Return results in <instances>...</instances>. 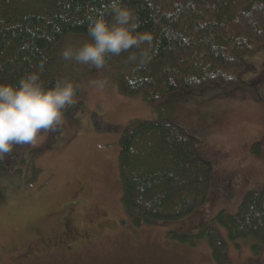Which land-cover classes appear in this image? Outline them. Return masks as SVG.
I'll use <instances>...</instances> for the list:
<instances>
[{"label": "trees", "instance_id": "obj_1", "mask_svg": "<svg viewBox=\"0 0 264 264\" xmlns=\"http://www.w3.org/2000/svg\"><path fill=\"white\" fill-rule=\"evenodd\" d=\"M123 3L134 13V22L139 25L135 31L148 33L151 40L107 57L105 65L114 61L119 92L140 97L160 113L171 102L178 103L176 113L180 104H200L198 97L205 91L219 90L213 87L226 88L217 94L221 97L230 95L228 88L254 95V81L238 74L252 68L247 57L260 55L261 74L256 63L250 64L258 73L255 77L263 80L264 0ZM107 4L108 0H0V83H17L31 71L40 72L43 65L41 80L51 86L72 67L82 65L64 61L59 52L71 38H87L88 25L97 15L103 14L110 21ZM86 66L88 74L95 71ZM80 104L67 106L64 119L77 115ZM179 117L184 119L183 114ZM119 143L121 207L130 221L124 234L137 238L142 227L176 223L202 211L199 208L209 199L211 169L197 154L195 138L180 123L132 120ZM257 145L254 151L260 154ZM181 223L184 221L176 228H167L166 235L189 246L205 240L217 264L228 263L222 229L233 242L249 239L252 251L258 253L264 245V185L257 192L247 191L233 214L221 210L215 218L199 219L185 233ZM67 228L60 243H70L84 231L71 229L70 223ZM42 249V260L46 261L49 251L41 244Z\"/></svg>", "mask_w": 264, "mask_h": 264}, {"label": "rangeland", "instance_id": "obj_2", "mask_svg": "<svg viewBox=\"0 0 264 264\" xmlns=\"http://www.w3.org/2000/svg\"><path fill=\"white\" fill-rule=\"evenodd\" d=\"M81 38H71L65 46L78 47L88 40ZM253 56L245 59L252 68L238 75L254 81V95L228 88L230 95L221 97L217 94L226 88L213 87L219 90L205 91L198 97L200 104H180L178 113L177 102L160 113L140 97L119 92L114 61L91 74L86 65H78L60 76L76 86L75 102H82L77 115L64 119L59 131L41 133L35 145L14 146L0 159V182L5 180L0 186V264L13 258L15 264H46L35 259V250H41L45 240L55 248L50 234L67 233L69 223L71 229L93 236L91 242L76 241L74 251L66 253L75 263L217 264L205 240L189 246L172 241L166 231L184 221L181 227L189 232L199 219L215 218L221 210L233 214L247 191L257 192L264 185V75L261 81L255 77L250 63H256L260 74L263 68L261 56ZM91 79L106 84L92 88ZM137 119L180 123L195 138L199 157L210 165L212 183L209 199L199 208L203 212L176 223L142 227L136 238L124 234L130 221L121 207L117 158L123 129ZM256 144L260 154H255ZM40 232L45 240L37 238ZM221 233L227 264H264V245L254 253L249 239L233 242L223 229ZM86 246L90 249L83 254ZM65 260L58 254L48 261Z\"/></svg>", "mask_w": 264, "mask_h": 264}, {"label": "clouds", "instance_id": "obj_3", "mask_svg": "<svg viewBox=\"0 0 264 264\" xmlns=\"http://www.w3.org/2000/svg\"><path fill=\"white\" fill-rule=\"evenodd\" d=\"M111 20L97 15L88 25L89 39L78 47L65 46L64 61L88 65L97 70L105 67L110 55H120L151 40L146 32H137L134 13L123 0H108ZM40 72L31 71L17 83H0V159L14 146L35 145L41 133L56 131L63 123L64 110L75 103L76 86L57 79L45 86ZM89 87L103 89L106 81L89 80Z\"/></svg>", "mask_w": 264, "mask_h": 264}, {"label": "flooded vegetation", "instance_id": "obj_4", "mask_svg": "<svg viewBox=\"0 0 264 264\" xmlns=\"http://www.w3.org/2000/svg\"><path fill=\"white\" fill-rule=\"evenodd\" d=\"M90 234H91L90 232L81 231L80 233H78L77 235H75L76 237L71 238V239H73L72 242L65 243L64 244V243H60V241H59L60 238L61 239L65 238V237H63L64 232L63 231H59L57 233H54L52 235V237H51V241H52V243H53V245H54L55 248H53L52 245H50V244H48L46 242L43 245H44V248H46L47 251H49L48 254L50 256H58V254H59V256H62L63 255L64 258L66 259L63 262L60 261V263H56V264H80L82 260H80L79 262H76V263L73 262V261L67 260L68 254H66V253H70V252H73L74 251V249H75V245L74 244H75L76 241H87V242H91L93 236L90 235ZM83 243H85V242H83ZM58 248H61L62 251H60V252L57 251ZM55 249H56V251H55ZM89 249L90 248L87 247L86 251H89ZM35 253H36V258L35 259L41 261L42 260L41 255H43L44 250L43 249L42 250H39V251H36L35 250ZM17 258H19V256ZM20 258H22V254L20 255ZM29 258H31V255L29 256ZM9 259H11V257ZM48 260H49V258L45 261L46 264H49V261ZM15 261L16 260L13 258V259H11L10 262L8 261V264H15Z\"/></svg>", "mask_w": 264, "mask_h": 264}]
</instances>
